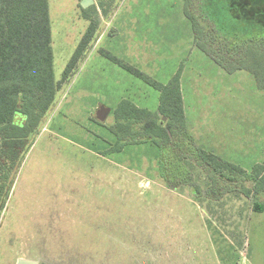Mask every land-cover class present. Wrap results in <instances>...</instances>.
<instances>
[{
    "label": "rangeland",
    "instance_id": "rangeland-1",
    "mask_svg": "<svg viewBox=\"0 0 264 264\" xmlns=\"http://www.w3.org/2000/svg\"><path fill=\"white\" fill-rule=\"evenodd\" d=\"M248 6L94 0L84 8L81 0H50L61 84L0 193V264H264V210H255L264 191H254L253 174L264 164V90L250 72L230 73L218 62L242 53L234 46L264 44V20L247 16ZM91 22L95 36L63 80ZM108 54L165 85L182 69L187 125L170 142L139 136L118 150L124 141L110 127L120 102L159 113L161 92ZM101 105L111 108L105 121ZM131 129L142 131L135 122ZM199 148L245 172L213 170Z\"/></svg>",
    "mask_w": 264,
    "mask_h": 264
},
{
    "label": "trees",
    "instance_id": "trees-1",
    "mask_svg": "<svg viewBox=\"0 0 264 264\" xmlns=\"http://www.w3.org/2000/svg\"><path fill=\"white\" fill-rule=\"evenodd\" d=\"M242 1L249 5L247 16L255 17L258 14L259 21L264 20V7L256 5V0ZM49 2L0 0V193L3 194L9 190L14 170L30 145L31 138L38 133L60 89L61 82L56 80L54 72ZM187 14L193 22L197 38H201L200 23L188 7ZM96 28L97 24L91 22L66 66L63 80L77 68L95 36ZM197 43L212 56L207 45L200 41ZM261 43L252 41L247 47L234 46L242 53L234 54V50H231L228 62L221 59L218 62L230 73L238 70L250 72L256 78L258 87L264 90V44ZM108 56L161 92L159 113L141 108L129 99L120 102L114 112L118 122L110 127L118 141H124L118 145V150L123 149L126 140H135L139 136L152 139L157 144L170 142L175 129L187 125L181 85L182 69L165 85L117 57ZM163 118L168 120L165 122ZM133 122L140 123L142 131H133ZM198 152L202 161L215 171L245 172L242 167L222 160L215 153L202 148ZM253 174L254 191H264V164L255 165ZM246 193L250 195L251 191L247 190ZM255 210L263 211L264 206L256 201Z\"/></svg>",
    "mask_w": 264,
    "mask_h": 264
},
{
    "label": "water",
    "instance_id": "water-1",
    "mask_svg": "<svg viewBox=\"0 0 264 264\" xmlns=\"http://www.w3.org/2000/svg\"><path fill=\"white\" fill-rule=\"evenodd\" d=\"M94 3V0H82L81 1V5L86 8L88 6H90L91 4ZM111 113V108L107 107L105 105H101L98 108L97 111V117L101 120V121H105L107 119V117L109 116V114ZM166 119V118H165ZM17 264H39L38 261L36 260H32V259H26V258H20L17 262Z\"/></svg>",
    "mask_w": 264,
    "mask_h": 264
},
{
    "label": "crops",
    "instance_id": "crops-1",
    "mask_svg": "<svg viewBox=\"0 0 264 264\" xmlns=\"http://www.w3.org/2000/svg\"><path fill=\"white\" fill-rule=\"evenodd\" d=\"M184 96V95H183ZM219 140L218 139H216L214 142L216 143V142H218Z\"/></svg>",
    "mask_w": 264,
    "mask_h": 264
}]
</instances>
